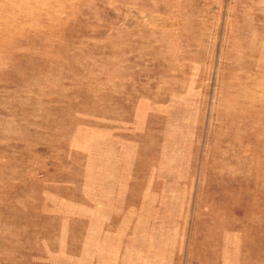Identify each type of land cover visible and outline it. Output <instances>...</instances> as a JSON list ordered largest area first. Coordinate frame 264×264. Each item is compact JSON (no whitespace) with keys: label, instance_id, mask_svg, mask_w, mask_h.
Listing matches in <instances>:
<instances>
[{"label":"rangeland","instance_id":"rangeland-1","mask_svg":"<svg viewBox=\"0 0 264 264\" xmlns=\"http://www.w3.org/2000/svg\"><path fill=\"white\" fill-rule=\"evenodd\" d=\"M0 264H264V0H0Z\"/></svg>","mask_w":264,"mask_h":264}]
</instances>
